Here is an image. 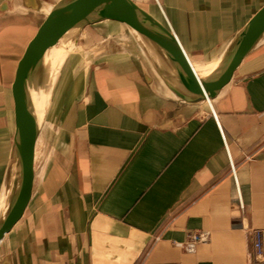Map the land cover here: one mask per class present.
<instances>
[{
	"label": "crops",
	"instance_id": "crops-1",
	"mask_svg": "<svg viewBox=\"0 0 264 264\" xmlns=\"http://www.w3.org/2000/svg\"><path fill=\"white\" fill-rule=\"evenodd\" d=\"M57 1L0 0V206L16 173L15 67ZM136 1L165 16L198 77L264 4ZM61 47L51 102L47 88L39 97L33 194L0 240V264H253L249 230L264 227V36L210 102L188 95L122 22L102 20L66 55ZM199 231L207 238L193 251L176 245Z\"/></svg>",
	"mask_w": 264,
	"mask_h": 264
},
{
	"label": "water",
	"instance_id": "water-1",
	"mask_svg": "<svg viewBox=\"0 0 264 264\" xmlns=\"http://www.w3.org/2000/svg\"><path fill=\"white\" fill-rule=\"evenodd\" d=\"M57 15H62V19H57ZM104 19H117L129 24L141 22L149 33L147 37L159 49L177 82L195 100L214 98L231 80L243 58L264 36L263 4L241 31L220 63L219 71L198 77L163 14L161 17L136 0H58L20 54L14 71L11 90L19 135L16 142L18 164L14 181L0 206V240L21 218L33 194L37 124L28 113L24 90L30 64L34 60L39 63L42 53L59 39L61 46L75 45L83 31Z\"/></svg>",
	"mask_w": 264,
	"mask_h": 264
},
{
	"label": "bare ground",
	"instance_id": "bare-ground-1",
	"mask_svg": "<svg viewBox=\"0 0 264 264\" xmlns=\"http://www.w3.org/2000/svg\"><path fill=\"white\" fill-rule=\"evenodd\" d=\"M56 17H57V19H62V15H59V16L57 15ZM104 20H114V19H104ZM116 21H119V22H122L123 24H125L131 30V32L134 34V36L139 41L142 42V44L147 49V52L149 54L157 56L159 59L160 58L163 59L159 49L149 40V38H148L149 33L146 29H144L141 26V22H139V24H135V23L129 24L127 22L117 20V19H116ZM58 46H60V39L56 43H54L52 46L48 47L42 53V56L39 59L40 61L38 60L39 63L36 64L35 60L32 61V63L30 64L31 65L30 71L28 72V75L25 78L24 90H25V94L27 97V105L26 106H27V110H28L29 115H31L33 117L35 116L37 109L39 108V105H40L37 103L39 97L42 95V93H44V91L48 87V85L50 83H52L56 77L59 76V67L56 65L57 64L56 61L59 60V55H57V59H56V51H57ZM70 50H71V45L68 47L63 46V47H61L60 54L63 53L66 55ZM40 63H42L43 65L42 64L40 65ZM46 66H47V70L45 71L46 73H44L43 68H46ZM219 68H220V64H218L217 67L208 76L218 72ZM207 102H210V101L207 100ZM12 179L13 178H10V181Z\"/></svg>",
	"mask_w": 264,
	"mask_h": 264
},
{
	"label": "built area",
	"instance_id": "built-area-1",
	"mask_svg": "<svg viewBox=\"0 0 264 264\" xmlns=\"http://www.w3.org/2000/svg\"><path fill=\"white\" fill-rule=\"evenodd\" d=\"M233 170V165H231ZM252 239V262L253 264H264V227L252 228L249 230ZM207 238L206 232H193L184 242H176L186 251H193L198 242L204 241Z\"/></svg>",
	"mask_w": 264,
	"mask_h": 264
},
{
	"label": "rangeland",
	"instance_id": "rangeland-1",
	"mask_svg": "<svg viewBox=\"0 0 264 264\" xmlns=\"http://www.w3.org/2000/svg\"><path fill=\"white\" fill-rule=\"evenodd\" d=\"M114 45V44H113ZM118 45V44H117ZM72 47V46H71ZM111 47H118V46H111ZM70 48V47H69ZM42 63H40V65H41ZM48 64V63H47ZM43 65V64H42ZM84 65H85V60H84ZM48 66V65H47ZM47 66H46V68H43V72L44 73H46L45 71L47 70ZM55 83V82H54ZM50 85H51V83L48 85V87H47V96H46V103H47V106L49 105V102H51V101H49L50 100V97H51V91H52V89L53 88H50ZM40 99V98H39ZM38 99V100H39ZM40 102H42V99L41 100H39L37 103L38 104H40L39 105V108L37 109V112H36V114H35V116H34V118H35V121H36V124H37V126L38 125H40V124H42L43 123V119H42V114H41V112H42V104L40 103ZM46 103H45V105H46ZM17 164H18V154H16L15 155V167L17 168Z\"/></svg>",
	"mask_w": 264,
	"mask_h": 264
}]
</instances>
